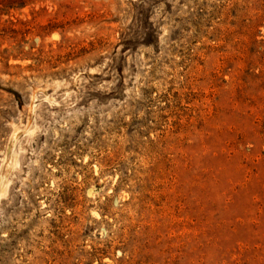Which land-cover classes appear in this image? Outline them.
<instances>
[{
	"label": "rangeland",
	"instance_id": "1",
	"mask_svg": "<svg viewBox=\"0 0 264 264\" xmlns=\"http://www.w3.org/2000/svg\"><path fill=\"white\" fill-rule=\"evenodd\" d=\"M0 185V264H264V0H0Z\"/></svg>",
	"mask_w": 264,
	"mask_h": 264
},
{
	"label": "bare ground",
	"instance_id": "2",
	"mask_svg": "<svg viewBox=\"0 0 264 264\" xmlns=\"http://www.w3.org/2000/svg\"><path fill=\"white\" fill-rule=\"evenodd\" d=\"M3 180V179H2ZM3 182V181H2ZM3 184V183H2ZM6 185V184H5ZM0 186H2V185H0ZM7 187V186H6ZM6 187H5V189H6ZM6 191V190H5ZM1 192V191H0ZM2 194H4V193H2Z\"/></svg>",
	"mask_w": 264,
	"mask_h": 264
}]
</instances>
